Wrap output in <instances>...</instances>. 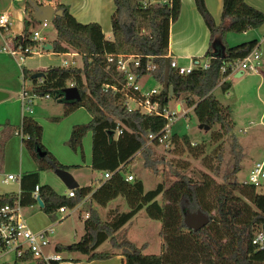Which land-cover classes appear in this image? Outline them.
<instances>
[{"label":"trees","instance_id":"1","mask_svg":"<svg viewBox=\"0 0 264 264\" xmlns=\"http://www.w3.org/2000/svg\"><path fill=\"white\" fill-rule=\"evenodd\" d=\"M145 1L113 0L116 9L112 17V40L105 38L101 25L80 23L68 9L59 5L57 9L64 10V14L53 22L56 39L51 44L52 51L56 54L71 51L79 54L83 67H49L41 79H32V73L26 69L23 71V81L31 82L29 92L40 97L50 95L52 98L54 91H58V98L62 99L61 90L68 88L67 83L78 88L81 100L67 104L62 117L54 121L59 122L80 108L90 114L88 124L73 127L67 146L85 160L83 140L88 133L92 134L91 167L94 171L103 172L102 185L97 189L79 187L73 190L74 197L61 195L49 185H40L39 172L70 171L71 167L62 165L44 147L42 126L25 113L19 128H8L3 132L0 146L3 153L5 143L14 135H20L26 150L38 165V172L25 174L21 179V195H0V206L14 204L17 200L23 207L37 205L38 200L32 197V192L38 185L44 205L41 211L50 218L63 207L74 209L88 197L92 203L104 208L111 201L123 198L129 207L128 212L117 210L111 214V221H104L91 204L82 238L70 246L55 247L57 255L78 253L87 262L113 257L114 253L99 251L104 243L109 242L112 249L120 251L125 264H264V248L253 244L264 226V195L257 194V187L236 180L220 183L206 174H200L199 180L193 179L185 173L188 168L186 162H175L156 152L157 141L147 146L148 135L159 134L167 119L139 110L129 111L122 94L104 87L105 84L121 87L125 80V76L117 72L116 64L109 63V56L134 55L141 59L142 67L133 69V72L141 76L149 74L161 87V91L152 98L153 102L159 103L160 110L168 108L171 88L173 99L184 95L188 107H193L212 97L217 87L223 91L230 88L225 79L232 74L238 62L258 49L259 41L253 39L230 46L227 35L259 29L264 25V13L249 6L246 0H223L221 22L217 24L206 1L194 0L210 32L209 47L203 57L205 62L195 63L189 74L181 75L177 68L171 66L169 57L170 28L179 18L181 1L171 0L169 5L148 3L147 6ZM26 14L25 30L16 39L23 38L24 46L35 47L41 42L30 40V27L39 22L33 17L29 2ZM148 62L155 64L156 70L147 72ZM205 64L208 65L206 69L203 68ZM223 68H226V74L222 73ZM214 109V103L203 107V119L205 115L215 117L219 110L216 113ZM230 130L224 132L229 133ZM224 132L213 137L218 143L212 154L213 161L218 162L213 171L216 175L224 155ZM170 143L167 152L175 157L183 154L184 147L194 151V156L204 151L203 145L192 148L191 139L186 134L173 133ZM38 149L45 155L40 157ZM138 154L144 159V169L152 175L159 176L160 166L164 167L163 182L147 192L141 179L128 182L125 177L126 167L136 164ZM106 173L112 174L109 179L105 178ZM172 177L176 180L170 183ZM160 197L159 202L157 199ZM144 209L150 219L161 223L159 235L163 245L160 255L144 254L143 248L130 241L122 230ZM198 210L210 221L203 229L194 232L186 227L184 218L186 213ZM30 259L31 256H27L17 260Z\"/></svg>","mask_w":264,"mask_h":264},{"label":"crops","instance_id":"2","mask_svg":"<svg viewBox=\"0 0 264 264\" xmlns=\"http://www.w3.org/2000/svg\"><path fill=\"white\" fill-rule=\"evenodd\" d=\"M39 3H44V0H37ZM148 3H163L164 1L171 2V0H147ZM181 10L178 20L171 25L170 37H169V57L174 60L178 65L182 62H188L190 64L187 66L191 67L196 62L204 63L203 57L209 47L210 32L205 25L202 17L198 13L194 0H180ZM206 6L209 12L214 17L217 24L221 22V15L223 11V0H205ZM28 0H0V14H7L10 17V35L14 38L22 36L25 30V21L28 18L26 14V5ZM247 4L255 9H258L264 13V0H246ZM51 5L57 9L59 5H63L68 9L78 22L83 24L97 23L101 25L105 38L112 40V17L115 12V5L113 0H53ZM36 28V25H35ZM20 30L21 35H15V32ZM45 38V37H44ZM256 39L259 41L258 49L256 55L258 60L260 58L264 59V25L257 30L248 31L243 34H233L227 35V42L230 46L238 45L245 41H250ZM55 41V39L53 40ZM47 42L45 38L41 42L42 48L45 49V45L52 44V42ZM5 38L0 31V91L6 92L9 97L4 101L0 102V140L2 138L3 132L8 128L17 129L21 126L24 112V102L20 98V93L22 90L24 69L34 74L36 72H45L49 67L52 66H32L26 63L29 58H27L24 63H20L18 60L10 57L3 51ZM38 51V46H35ZM46 50V49H45ZM41 52L42 56L46 53H54L53 51H38ZM50 52V53H49ZM56 54V53H55ZM51 55V54H50ZM64 56H72L74 65L77 63V59H82V57L71 51L67 54H62ZM77 58V59H76ZM66 61V60H65ZM77 68H82L83 65H76ZM185 67V66H182ZM245 72H238L235 75H230L227 77L226 81L230 82L231 77L241 78ZM238 76V77H237ZM29 82V84H28ZM29 87L31 82L26 83ZM53 97L50 99L40 98L34 101L32 117L42 126L43 128V145L44 147L52 153L56 159L64 166L71 167L69 171L79 187H91L97 189L102 185V180L94 183L93 179H84L82 177V172L91 170L95 172L92 167V134L88 135L83 140V149L85 160L79 153H74L68 146L72 133V129L76 125L88 124L91 121L90 114L84 109L80 108L71 113L69 116L62 118L59 122L54 120L62 117L64 113L65 106L61 98H58L57 102H51ZM181 107L178 105L177 110ZM6 128V129H4ZM3 171L0 175L7 176L9 174L21 175L22 178L25 174L38 172V165L33 160L29 152L26 150L22 138L19 135H14L11 137L4 145L3 150ZM48 171L39 172L40 185H49L56 192L57 187H63L67 189L63 182L59 180H46L45 173ZM143 181V179L141 178ZM13 182V181H12ZM10 183V182H9ZM8 183V184H9ZM17 183V187L6 191L3 194L15 193L21 195L23 190L21 182ZM144 183V181H143ZM7 184V185H8ZM144 189L146 191V186L144 184ZM70 190H65L61 195H68ZM147 192V191H146ZM60 194V193H59ZM2 195V194H1ZM93 205L95 209L98 210L101 218L106 221L105 217L107 214H113L117 210L120 212H125L126 202L124 199L117 198L111 201L105 208L100 207L96 203H92L88 197L79 206ZM36 206L24 208V211L33 209ZM128 206V205H127ZM40 208V207H39ZM74 210V209H73ZM112 210V212H110ZM72 212V211H71ZM66 213V212H65ZM88 213V211H87ZM86 213V215H87ZM71 214V213H70ZM68 214V215H70ZM67 215V216H68ZM86 215L84 219H86ZM65 216V217H67ZM62 218L63 219H65ZM141 217V218H139ZM133 221L136 223L137 228L134 226L127 230V237L130 241L135 243L138 247L143 248V253L146 255H160L162 253V239L159 235L161 230V223L159 221H154L150 219L146 214L141 215L140 213L134 217ZM28 226L31 230L38 232L48 228L50 221L49 217L40 210L36 212L29 220H27ZM152 223L156 225V239L155 242L149 243L147 234H151L149 229L152 227ZM53 226V225H51ZM125 228V227H124ZM124 228L122 230H124ZM135 229V230H134ZM150 232V233H149ZM85 230H80L78 237L75 240L78 241L84 235ZM77 241V242H78ZM74 242V243H77ZM67 241L66 244H58L63 246L72 245ZM100 252H111L115 255L107 260H95L91 262L85 261V257L78 253H66V256L60 254V258L63 259L59 264H125L124 257L120 255V251L112 249L109 242L104 243L100 248ZM78 260V261H75ZM31 261L38 260L30 259L27 261H18L16 259L15 264L22 262L23 264H28ZM9 264V263H3Z\"/></svg>","mask_w":264,"mask_h":264},{"label":"rangeland","instance_id":"3","mask_svg":"<svg viewBox=\"0 0 264 264\" xmlns=\"http://www.w3.org/2000/svg\"><path fill=\"white\" fill-rule=\"evenodd\" d=\"M36 29L40 32L41 36L47 39V42H51L56 39V31L53 24H49L47 28H43L42 24L39 23L36 25ZM15 35H21L20 30L15 32ZM40 50L43 51L41 43L38 47V51ZM50 54L46 53L42 57L32 56L26 60L27 62H25L36 67L52 66L69 68L75 67L76 65H83V59L81 58H76V65H72V61L74 60L72 56H64L62 54L55 53ZM65 60L67 61L66 65L63 64ZM254 62H257L255 70H246L244 76L241 78L231 77L229 82L230 88L227 91H223L222 88L217 87L213 91L212 97L199 102L193 107H188L184 95L180 98H172L170 100L168 108L170 111H173V113H176V115L173 116V123L171 122L172 133L188 135L191 139V147L197 149L203 145V153H197V155L194 156V151L190 152L188 148L184 147L183 154L175 157L167 152L171 143L166 145H155L156 152L161 156H166L168 159H174L175 162H177V160L186 162L188 164V168L185 173L195 180L200 179V174H206L210 177L216 178V180L220 183L229 180H236L240 183L249 182L251 171L255 168L256 164L264 162V59L260 58L259 61L257 58L254 59ZM179 64V66L185 67L190 65L188 62H182ZM140 83L143 91H161L160 85L149 74L142 75ZM67 85L68 87L73 86H70V83H67ZM58 96V91H54V97L51 102H54V100L59 102L57 99ZM124 99H126L125 96ZM37 100L36 103L38 102ZM210 103H214V111L217 113L219 110V113H217L213 118H208L206 117L207 115H205V118L203 119L204 116H202L203 112L201 109L205 106H209ZM63 104L65 106L70 103L63 102ZM178 105L181 107L180 110H177ZM129 106L132 109L139 108L137 110L144 114H148L143 108L138 107V105L132 101L129 102ZM30 115L32 116V114ZM202 124L209 126L210 130L206 131L204 129H200V125ZM230 128L231 130L229 133L224 132ZM223 132L225 149L219 174L216 175L213 171L214 168L218 166V162L213 161L212 154L218 143L214 141L213 137L216 133ZM151 145L152 144H147V146ZM195 152H198V150ZM3 155L4 153H2V147L0 146L1 173L4 172L2 159ZM143 164L144 159L141 154H138L136 156V164L126 167L125 177L127 175H133L134 180L142 178L144 181L143 184L146 186V191L155 189L159 183L163 182L164 167L160 166V175L154 176L144 169ZM44 176L46 180L53 179L62 182L53 171H48ZM82 177L84 179L95 177L93 181L96 183L104 178V174L103 172H93L91 170H87L82 172ZM2 180L3 175H0V195L17 187V183L15 182H10L7 185L3 184ZM175 180L176 178L172 177L169 179V182L173 183ZM56 190L57 193L62 194L67 189L57 187ZM257 194L264 195V178L261 179L260 186L257 187ZM157 200L160 202L161 197ZM89 207L90 205H78L74 208V210L68 208L66 213L56 212L52 218L48 216L50 221L49 226L53 225L54 229V233L50 236L51 246L47 250V254L49 256L56 254L55 247L58 244H66L67 241L70 243L78 241V238L77 240H75V238L78 237L80 230L82 231L85 226L84 217L89 210ZM38 210H40V208L36 206L33 209L23 211L26 221L35 215ZM124 211H129V207L127 205ZM110 212H112V210ZM140 214L145 215V209L142 210ZM64 217L65 219L62 220ZM105 219L106 221H111L113 216L109 213L106 215ZM135 224L136 223L133 220L128 223L124 228V233H127V230L133 228ZM135 227L137 228V225ZM149 231H151V234H147V239L149 243H153L156 239L155 223H152V227ZM62 255L66 256L67 254L63 253ZM3 263L15 264V255L12 253L4 255L0 258V264ZM19 264L23 263L19 262ZM28 264L38 263L37 261H31Z\"/></svg>","mask_w":264,"mask_h":264},{"label":"built area","instance_id":"4","mask_svg":"<svg viewBox=\"0 0 264 264\" xmlns=\"http://www.w3.org/2000/svg\"><path fill=\"white\" fill-rule=\"evenodd\" d=\"M163 4L169 5L170 2L164 1ZM144 5H148V1L144 2ZM43 28H47L50 23L43 22ZM10 17L7 14H0V31L2 32L3 37L5 38L3 51L8 54L10 57L18 60L20 63H24L25 60L32 56H40L41 52L36 50L34 46H24V39H16L10 35ZM31 41L42 42L45 40L41 36L40 32L34 27L31 31ZM45 50V49H43ZM257 49L254 50L248 57L243 59L241 62H238L233 67V72L231 75H235L238 72H245L246 70H255L257 62H254V59H257L256 55ZM109 63H115L117 72L125 76L124 82L121 84V87L110 86L105 84L106 89H113L114 92H118L126 97L124 99V104L129 111H134L139 108L132 109L129 106V102L132 101L144 109L149 115L162 116L167 119V124L165 128L159 133L154 134L150 133L148 135V144H152L153 141H157L158 145H166L170 143L172 137V120L173 116L176 113L170 111L169 108L163 110L159 109V103L153 102L152 98L156 96L159 92L156 90L143 91L141 86V75L133 72V69H138L142 67L141 59L134 55H111L108 58ZM64 65L67 64V61L63 62ZM74 65V62H72ZM171 66L177 68L181 75L189 74L193 69L194 64L191 67H182L179 66L174 60H172ZM157 66L151 62H148L146 65V71L153 72L156 70ZM204 69L208 68V65L203 66ZM222 73L226 74V68L222 69ZM227 79V78H226ZM225 79V80H226ZM224 80V81H225ZM22 90L20 93V98L24 102V112L27 114H32L34 101L40 98L50 99V95L38 96L29 92V86L23 81ZM172 122V123H171ZM20 136V135H19ZM21 137V136H20ZM112 174L106 173L105 178L109 179ZM264 178V162L261 164H256L255 168L251 171V176L249 184H253L256 187L260 186L261 179ZM21 175L9 174L3 177L2 183L8 184L9 182H21ZM126 180L132 182L134 180L133 175H127ZM39 185L35 187L32 192V197L36 200L39 198ZM69 197H74V192L69 191ZM38 204V203H37ZM24 208L21 205L20 200H17L14 204H5L0 206V258L8 253L15 255L17 259H23L27 256H31L32 259L38 260L39 262L45 264H51L53 261H61L59 255L54 254L49 256L47 254L48 248L51 246L50 236L54 233L53 226L35 232L30 229L26 219L24 218L23 211ZM68 208L63 207L58 212L65 213ZM89 218V213L86 215V219ZM253 244L264 248V234L263 232L256 235L253 240Z\"/></svg>","mask_w":264,"mask_h":264},{"label":"water","instance_id":"5","mask_svg":"<svg viewBox=\"0 0 264 264\" xmlns=\"http://www.w3.org/2000/svg\"><path fill=\"white\" fill-rule=\"evenodd\" d=\"M44 3H39L37 0H28L31 4L33 17L34 19L39 22H47L53 24L54 19L58 16H62L64 14V10L62 9H55L51 3L53 0H44ZM34 26L31 25L30 30H33ZM47 51H52L53 46L51 44L44 46ZM198 62H196L197 64ZM45 76V73L42 71L36 72L32 75V79H41ZM238 77V76H237ZM61 96L63 102L74 103L81 100V94L75 86L64 88L61 90ZM9 95L6 92L0 91V102L7 99ZM173 98V90L171 88V92L169 95V99ZM200 129H204L206 131L210 130V127L207 125H200ZM38 154L40 157L44 156L45 153L38 149ZM55 174L57 177L64 183L66 188L70 191L76 190L79 188V184L73 177V175L66 170L58 169L55 170ZM38 205L42 209L43 202L38 198ZM210 218L205 215L202 211L198 210L195 213H186L184 218V223L187 228L191 229L194 232H198L203 229L205 226L208 225ZM262 232L264 234V226L262 227ZM38 264H45V263H38Z\"/></svg>","mask_w":264,"mask_h":264}]
</instances>
